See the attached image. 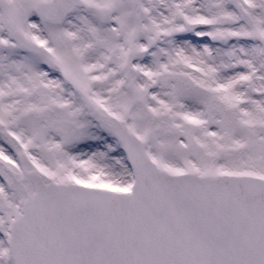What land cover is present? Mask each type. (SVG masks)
I'll return each mask as SVG.
<instances>
[{
	"label": "snow or ice",
	"instance_id": "snow-or-ice-1",
	"mask_svg": "<svg viewBox=\"0 0 264 264\" xmlns=\"http://www.w3.org/2000/svg\"><path fill=\"white\" fill-rule=\"evenodd\" d=\"M0 264H264V0H0Z\"/></svg>",
	"mask_w": 264,
	"mask_h": 264
}]
</instances>
